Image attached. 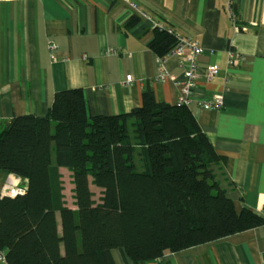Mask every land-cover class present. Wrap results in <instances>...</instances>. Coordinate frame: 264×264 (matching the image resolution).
I'll use <instances>...</instances> for the list:
<instances>
[{"label":"crops","instance_id":"obj_1","mask_svg":"<svg viewBox=\"0 0 264 264\" xmlns=\"http://www.w3.org/2000/svg\"><path fill=\"white\" fill-rule=\"evenodd\" d=\"M131 1L203 48L187 107L224 157L213 171L236 211L264 217V0ZM153 36L150 22L123 0H0V127L17 115H46L63 89L82 90L88 117L129 112L142 104L145 88L156 101L177 104L183 68L168 56L164 67L173 79H156L157 54L148 45ZM228 50L240 55L231 65ZM208 65L219 66L211 79ZM127 74L132 80L125 84ZM219 94L220 109L201 106ZM66 174L72 203L65 205L75 208L72 173ZM7 181L26 185L0 169V195ZM112 253L116 264H264V224L150 261ZM4 254L1 249L0 264H8Z\"/></svg>","mask_w":264,"mask_h":264},{"label":"trees","instance_id":"obj_2","mask_svg":"<svg viewBox=\"0 0 264 264\" xmlns=\"http://www.w3.org/2000/svg\"><path fill=\"white\" fill-rule=\"evenodd\" d=\"M175 41L154 29L148 45L163 56ZM223 161L186 105L148 88L129 112L90 117L81 89L59 90L46 115L0 127V169L26 180L24 193L0 195V250L8 264H116L114 249L139 263L264 224L221 188ZM59 167L72 173L75 208Z\"/></svg>","mask_w":264,"mask_h":264},{"label":"built area","instance_id":"obj_3","mask_svg":"<svg viewBox=\"0 0 264 264\" xmlns=\"http://www.w3.org/2000/svg\"><path fill=\"white\" fill-rule=\"evenodd\" d=\"M125 3L131 6L135 11L136 15L146 19L150 22L151 28L153 29H167L169 32L174 33L172 29L167 28V26L161 20L157 19L150 12L138 8V6L131 0H123ZM227 11L230 18L235 21V11L231 3L227 5ZM175 34V33H174ZM176 41L174 46L163 56H157L156 63L158 65V70L156 74V79L158 81H165L168 79H173V76L167 72L164 67V61L166 57L174 55L178 58V65L182 67V76L180 84V94L177 100V104L186 105L189 103V97L196 85V71L198 66V57L203 53V48L199 45L197 40L192 37H185L179 34H175ZM114 51V50H111ZM240 58V55L234 50H228L227 52V63L233 64L235 60ZM219 71V66L208 65L206 67V77L211 79L217 75ZM132 77L130 74L125 76L124 83H130ZM201 106L204 109H220L223 106V96L221 94L216 95L213 99L202 102ZM4 192L7 195H15L19 193H24V188L22 186L16 185L12 186L11 182L7 181L3 187ZM2 258V256H1Z\"/></svg>","mask_w":264,"mask_h":264},{"label":"rangeland","instance_id":"obj_4","mask_svg":"<svg viewBox=\"0 0 264 264\" xmlns=\"http://www.w3.org/2000/svg\"><path fill=\"white\" fill-rule=\"evenodd\" d=\"M66 172H70L68 169H63V175H61V181H62V186H63V197H64V203L68 204V203H72V194L70 191V185H69V180H68V175L66 174ZM91 188H92V192H93V199L95 202H99L100 197H101V192L100 189L97 188L95 185L92 184L91 182Z\"/></svg>","mask_w":264,"mask_h":264}]
</instances>
